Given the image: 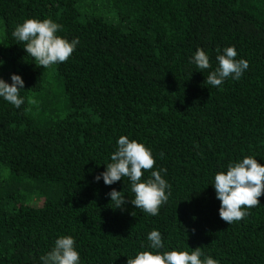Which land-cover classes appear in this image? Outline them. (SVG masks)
<instances>
[{"label":"trees","instance_id":"obj_1","mask_svg":"<svg viewBox=\"0 0 264 264\" xmlns=\"http://www.w3.org/2000/svg\"><path fill=\"white\" fill-rule=\"evenodd\" d=\"M28 18L78 38L67 61L44 69L27 56L11 33ZM228 46L249 68L206 85L216 49ZM197 48L212 65L203 73L189 64ZM0 60V78L25 82L21 109L0 99V264H41L61 235L74 238L81 264H127L153 229L160 251L264 264V195L228 224L210 184L245 156L264 164V0H0ZM122 135L152 151L142 180L167 170L156 216L131 204L127 177L94 179Z\"/></svg>","mask_w":264,"mask_h":264},{"label":"clouds","instance_id":"obj_2","mask_svg":"<svg viewBox=\"0 0 264 264\" xmlns=\"http://www.w3.org/2000/svg\"><path fill=\"white\" fill-rule=\"evenodd\" d=\"M62 26L52 19L28 18L16 25L12 37L17 44H23V49L44 69L69 59L76 49L78 38L68 39L57 35ZM238 53L234 46L216 49V66L209 71L205 84L219 87L226 80L239 81L249 68L248 61L235 59ZM4 61L0 60V66ZM189 64L194 65L199 72L209 70V54L202 48H197L189 58ZM11 83L0 78V99L16 109H21L25 97L21 95L25 82L19 74H12ZM110 163L105 170L95 176V181L103 180L105 185H113L127 177L130 191L134 194L129 199L131 204L142 212L151 216L159 214L160 206L167 202L170 195L169 184L163 178L167 170H154L148 179L142 180L144 171L153 169L156 163L150 148L135 139L122 135L116 140L115 150L111 153ZM143 170V171H142ZM216 198L220 201L219 217L226 223L238 222L248 215L247 209L260 204L259 197L264 195V164L253 156H245L229 163L226 170L215 173L210 183ZM107 196L114 205V209H122L128 202L125 196L113 188ZM145 250L137 251L127 259V264H219L210 255H206L200 247L192 251L173 249L160 251L164 248V241L159 230L153 229L147 236ZM203 257V259H202ZM41 264H81L80 254L76 242L71 235H61L54 241V246L40 257Z\"/></svg>","mask_w":264,"mask_h":264}]
</instances>
